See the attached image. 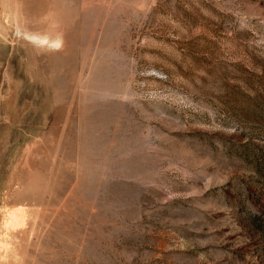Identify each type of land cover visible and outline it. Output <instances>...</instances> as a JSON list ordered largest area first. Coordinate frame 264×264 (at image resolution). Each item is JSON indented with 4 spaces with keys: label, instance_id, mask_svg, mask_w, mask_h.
<instances>
[{
    "label": "rangeland",
    "instance_id": "374dc122",
    "mask_svg": "<svg viewBox=\"0 0 264 264\" xmlns=\"http://www.w3.org/2000/svg\"><path fill=\"white\" fill-rule=\"evenodd\" d=\"M0 264H264V0H0Z\"/></svg>",
    "mask_w": 264,
    "mask_h": 264
}]
</instances>
